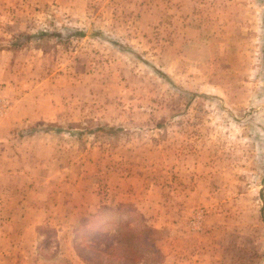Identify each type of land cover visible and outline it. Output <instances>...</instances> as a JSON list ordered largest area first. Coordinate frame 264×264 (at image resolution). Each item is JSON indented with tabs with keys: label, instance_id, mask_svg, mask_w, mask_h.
I'll return each mask as SVG.
<instances>
[{
	"label": "rangeland",
	"instance_id": "374dc122",
	"mask_svg": "<svg viewBox=\"0 0 264 264\" xmlns=\"http://www.w3.org/2000/svg\"><path fill=\"white\" fill-rule=\"evenodd\" d=\"M39 82L62 118L10 134ZM58 181L85 186L68 206L134 211L108 250L80 239L87 260L78 222L25 233L31 264H264V0H0V264L21 257L2 249L9 199ZM141 189V208L120 194Z\"/></svg>",
	"mask_w": 264,
	"mask_h": 264
},
{
	"label": "crops",
	"instance_id": "0c3cea01",
	"mask_svg": "<svg viewBox=\"0 0 264 264\" xmlns=\"http://www.w3.org/2000/svg\"><path fill=\"white\" fill-rule=\"evenodd\" d=\"M41 83L42 82H39L38 84L36 83V85L31 86L29 88V91L25 92L24 94H20V96L13 97L14 100L12 102L13 104L10 108V112L8 115L6 114L8 118V121H6V128L11 131L10 134L13 133V130H21L26 126V124H32L40 120L51 122L62 118V114H59V112H61L62 109L65 107L64 105H62V101H67L66 99L55 101L52 99L54 98L53 96H50V98H45V95H43L42 101L39 97H37L36 99L32 98L33 94H37V92L35 91L37 87H48L47 83L43 85ZM18 84L14 83L12 84V87L18 89L19 87H21L22 83ZM53 92L58 94V89H55V91ZM39 135L40 134H38V136ZM25 139L26 141L31 139L33 141L36 140L33 134H27V136L19 138L20 141H23ZM53 146L54 145H51V147ZM52 162L53 159L50 160V163H46L47 166H45L44 162L41 164V166L45 168H50L53 166ZM61 164L65 165L63 163ZM83 166L84 165L80 167V170L83 168ZM61 168L62 166L59 167L60 170ZM85 173L87 172L81 171L79 180L83 178V175ZM48 179L45 177H41L39 178V182H47ZM58 184V186H55V184H50V186H48V184H45L44 190L42 192H16L17 194H14L12 198L9 199V201L11 200V206L6 211L7 216L10 218L7 221V224H9L7 225V227H9L8 232H10L12 236H8V238L11 237V241L4 240V243H1L3 245L2 249L8 248V246L11 244L12 249H21V257H19L17 254L15 255L12 252L7 253L9 257L11 255L15 256L14 258L7 257V259L9 260L7 264H31L32 261L36 259V253L33 257H29V252H27V249L36 248V244H34L35 241L31 242L33 246L29 247L30 243L29 240L25 238V233L35 232L43 228H51L54 229L57 233H59V236H64L65 233H67L68 235V233L73 230L74 226H76L80 218L95 212L101 206L99 205L98 201L91 200L90 202H87V199H83L84 201L79 200V203L74 202L72 205L69 203L68 206V200H78L77 197H85L83 196V194L85 193V186L82 185L81 187H79V192L75 191L67 193L56 191L55 187H58L59 189L62 187V185L65 184V182H63L62 184V182L58 181ZM37 185L38 183H36L34 187L31 186L29 190L38 189L39 186ZM120 194H124L123 199L127 201H133L138 206L146 204V190H144L143 192L142 189L140 191H125V193L121 192ZM16 196L18 198H16ZM16 200L17 202L15 203ZM70 238L71 236L69 234V238L67 236V240H69ZM39 245L40 243L38 244V246ZM1 254L2 252H0V255ZM3 258L4 257L0 256V262H3L1 261V259ZM25 258L27 260H25ZM37 259L41 260V258L38 256Z\"/></svg>",
	"mask_w": 264,
	"mask_h": 264
},
{
	"label": "trees",
	"instance_id": "16d2710c",
	"mask_svg": "<svg viewBox=\"0 0 264 264\" xmlns=\"http://www.w3.org/2000/svg\"><path fill=\"white\" fill-rule=\"evenodd\" d=\"M135 205L132 203L129 204H122L120 203L115 211L113 212L114 215L117 217H105L102 215V210L104 209H112L108 207V205H102L100 206L95 212L87 215L86 217H82L78 221V225L75 229L76 235L74 237V245L77 248V251L81 258L85 257L82 255L83 246L80 247V239L82 237L87 238L84 242H89V244H93L95 247H98L99 244L96 241L98 237L103 238L106 241L105 249L108 250L110 246H113L112 240L116 236L111 233V228L118 230L120 226L119 222L121 221V215L132 213L134 211ZM119 218V219H117ZM113 232V231H112ZM114 233V232H113ZM85 235V236H84ZM87 260V257H85ZM91 261V260H90ZM93 263V261H91Z\"/></svg>",
	"mask_w": 264,
	"mask_h": 264
}]
</instances>
